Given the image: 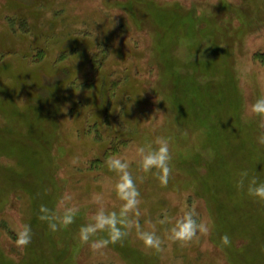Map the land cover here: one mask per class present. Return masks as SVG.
<instances>
[{"label":"rangeland","instance_id":"1","mask_svg":"<svg viewBox=\"0 0 264 264\" xmlns=\"http://www.w3.org/2000/svg\"><path fill=\"white\" fill-rule=\"evenodd\" d=\"M168 48L171 65L161 57ZM261 95L264 0H0V134L10 136L0 140V264H264V200L247 193V180L238 186L245 171L264 179V116L250 110ZM216 111L231 124L219 126L215 145ZM160 136L171 138L166 185L140 168L136 152ZM32 140L42 155L31 152ZM240 140L257 156L230 166L218 146L234 152ZM111 154L129 162L140 224L162 237L161 251L146 248L135 229L101 250L79 239L100 206L96 194L108 209L122 205L105 163ZM29 158L45 164L37 187ZM65 194L79 213L51 231L40 205L56 208ZM224 197L241 206L225 210ZM189 208L209 231L169 239L165 218ZM22 224L32 228L27 246L16 243Z\"/></svg>","mask_w":264,"mask_h":264},{"label":"clouds","instance_id":"2","mask_svg":"<svg viewBox=\"0 0 264 264\" xmlns=\"http://www.w3.org/2000/svg\"><path fill=\"white\" fill-rule=\"evenodd\" d=\"M250 110L253 114L264 116V95L255 99ZM261 126L264 127V124ZM170 139V137L160 136L155 140L156 147H153L151 143L140 144L136 147V152L140 157V168L145 172L156 170L159 181L163 185L168 183L172 171L170 167L172 159L169 149ZM259 139L261 143H264V135ZM105 163L109 170L117 174L114 190L117 197L122 201V205L119 210L108 209L102 204L103 195L96 194L94 200L100 206L91 214L89 221L80 226L79 239L82 242L90 243L92 249L101 250L110 243L122 241L131 230L135 229L138 238L146 248L161 251L164 243L162 237L155 230H144L140 224L141 193L130 170L129 162L117 154H111L106 157ZM245 180H247V193L264 200V179H260L258 176L249 179L248 173L245 171L240 175L238 186L244 188ZM71 199V195L65 194L61 197L56 208H50L46 204L40 205L39 219L47 223L49 230L57 231L74 222L79 213V208L64 204V201ZM197 216L195 209L189 208L178 217H166L165 220L169 222L168 238L186 242L191 241L198 233H207L209 231L208 224L199 220ZM163 222L165 221H161V223ZM102 232L107 233L106 237L99 235ZM31 240V225L22 224L17 232L16 243L20 246H27ZM221 241L225 246L231 243L227 234L221 237Z\"/></svg>","mask_w":264,"mask_h":264},{"label":"bare ground","instance_id":"3","mask_svg":"<svg viewBox=\"0 0 264 264\" xmlns=\"http://www.w3.org/2000/svg\"><path fill=\"white\" fill-rule=\"evenodd\" d=\"M174 13H171V15H168L167 14V16H165V15H162L161 17H158V19L155 17V21L157 22V21H159V19L160 18H162L163 20H167V19H169L172 15H173ZM174 17V16H173ZM159 23V22H158ZM160 24V23H159ZM168 32H169V29H168ZM169 38V37H168ZM165 42H166V44H163L164 46H166V47H170L169 46V42H168V39H166L165 40ZM161 57L165 60V62L167 61V63L169 64V65H171L173 62H175V59H176V55L173 53V51L171 52V50H169V48L168 49H163V53H162V55H161ZM214 65H216L215 63H214ZM221 68L223 69V67L221 66ZM221 70V69H220ZM222 71H224V70H222ZM221 82H223V84H221V87H223L224 86V88H225V85L228 83V79L227 78H221ZM220 82V83H221ZM229 85V84H228ZM212 88V87H211ZM211 88H209L208 89V91H210L211 90ZM223 89V88H222ZM226 89V88H225ZM224 90V89H223ZM231 91L232 90H230L229 88H228V90H225L224 92H227L226 93V95H223V97H224V99H225V101H226V103L228 102H230V100H231V96H232V93H231ZM230 92V93H229ZM199 96H202V94H200ZM37 109V108H36ZM39 111L37 110L35 113L37 114ZM222 115V114H221ZM213 116H215V119L213 120L214 122H218V124L215 126V123H214V129H215V127L217 128V129H215V130H213L212 131V136H211V139H210V141L211 142H213L215 145H216V137L214 136V134H215V132L220 128V127H223L224 126V129H226V126H228L229 128H230V124H231V120H230V118H229V116H227L226 118H223V119H221L218 115H217V111L214 113V115ZM230 123V124H229ZM220 126V127H219ZM226 133H227V130L225 131ZM219 134H220V132H218ZM14 134V133H13ZM221 134H223L222 132H221ZM219 135V137L220 138H218L217 137V139H218V141H221L223 138H225L226 136H222V135ZM15 135H17L16 133H15ZM8 137H10V136H8V135H2V133L0 134V140H5V139H8ZM11 137H13L12 135H11ZM231 137V135L229 134L228 135V137H227V139H229ZM233 137H235L236 138V136H233ZM15 141H13L12 142V144L14 143ZM30 144L28 145L29 146V148L31 149V152H33V153H37V152H39V155H42L43 154V150L39 147V145L37 144V142L35 141V140H32V141H30L29 142ZM237 145H236V147L234 148V152H233V149L231 150V149H227V148H223L221 145L220 146H218L219 148H220V150L222 151V153L224 154V156H225V160H226V163L228 164V165H230L231 166V162L232 161H234V159L237 157V156H242V155H245V154H249V156L251 157V158H253V156H257V154H256V152H253V150H250V149H246L247 148V144L245 143V142H243V140H240V141H237ZM8 143H5L4 144V148L6 147V148H10V146L9 145H7ZM19 144H18V142L17 143H15V147H14V150L15 151H17V152H19ZM220 151V152H221ZM258 160H254V163H256ZM26 162H28L29 163V165H30V168H31V170H32V175L33 176H35L34 178H33V184H34V186H38L39 185V179H40V175H41V171L42 170H44V162L42 163V162H37V160H35L34 159V161L32 160V158H29V159H27V161ZM254 163H252V165H254ZM206 169V168H205ZM204 169V171H205V173L206 174H210L211 173V169H212V167L211 168H207V170H205ZM233 200V199H232ZM224 201H225V204H226V207L225 206H223L224 207V209L225 210H227L228 211V209L229 208H227L228 206H231V205H238V206H241V202H239V201H237V200H234V201H230V199H228L227 197H224ZM231 202V203H230ZM231 204V205H230ZM223 207H221L222 209H223ZM253 225H258L257 224V222L255 221V222H251ZM258 227H260L261 228V230L262 229H264V225H260V226H258ZM263 233H264V231H263ZM263 238H264V236H263Z\"/></svg>","mask_w":264,"mask_h":264}]
</instances>
